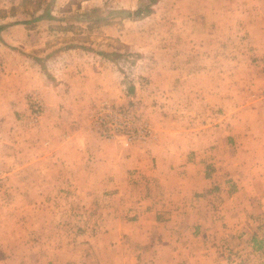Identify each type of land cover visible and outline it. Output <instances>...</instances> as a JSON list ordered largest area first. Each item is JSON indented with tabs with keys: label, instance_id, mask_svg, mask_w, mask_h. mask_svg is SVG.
<instances>
[{
	"label": "crops",
	"instance_id": "obj_1",
	"mask_svg": "<svg viewBox=\"0 0 264 264\" xmlns=\"http://www.w3.org/2000/svg\"><path fill=\"white\" fill-rule=\"evenodd\" d=\"M203 4L183 10L185 24L182 20L170 32L178 33L181 62L206 67L192 74L171 68L159 74L155 95L164 96L165 104L147 110L154 118V137L118 154L125 156V166L79 172L99 177L94 190L106 194L100 201L104 228L95 260L79 255V264H264V105L253 93L264 88V54L254 44L257 61L236 38L263 33L264 24L257 19L252 25L257 16L252 10L221 11ZM221 13L228 18L227 29L213 22ZM42 21L7 24L0 31V128L8 123L11 134L19 119L26 120V95L35 89L54 114L51 127L47 120L42 133L47 132L39 136L56 145L52 153L59 155L66 146L64 151L73 148L84 157L94 148L99 163L107 162L118 147L90 132L86 121L77 126L74 119L102 98L119 97L108 92L115 82L109 84L107 77L115 71L101 56L86 63L76 51L45 61ZM209 50L211 57L204 58ZM177 109L186 112L185 121L173 120ZM25 122L24 144L30 145ZM76 174L70 168L66 173Z\"/></svg>",
	"mask_w": 264,
	"mask_h": 264
},
{
	"label": "rangeland",
	"instance_id": "obj_2",
	"mask_svg": "<svg viewBox=\"0 0 264 264\" xmlns=\"http://www.w3.org/2000/svg\"><path fill=\"white\" fill-rule=\"evenodd\" d=\"M201 1H204L206 9L255 11L253 14L257 16L252 17V25L257 26V19L264 24V0H0V26L36 22L38 16L50 13V17L38 23L40 31L47 32L43 36L46 42L43 59L46 61L63 51L80 52L86 63H92L97 55L101 56L115 71L113 76L107 77L108 82H115V88L109 86L108 92L113 90L119 96L114 97L113 94L102 98L98 104L88 107L84 116L79 113L74 119L77 126L86 121L90 132L118 147V153L107 155V162L99 163L100 156L94 148L84 157L73 148L64 151L66 146L60 149L59 155L52 153L56 145L51 143V139L42 140L39 136L47 132L44 128L42 133L47 120V126L51 127L54 114L35 89L27 92L26 96L29 100L30 93L40 95L45 104L43 114L35 116L29 102L30 115L24 116L26 120L19 119L22 123L13 126L11 134H7L8 123L0 128V264H79L82 260L79 255H92L87 258L90 263L94 262L100 232L104 228L100 201L105 200L106 194L94 190L100 183L99 177L79 172L125 166L123 155L136 143L147 142L154 137V118L147 110L156 106L162 109V104H165L164 96L155 95L160 87L155 85L159 74L167 68L192 74L197 68L206 67L207 63L181 62L178 33L170 32L182 20L185 24L186 18L181 12L194 10ZM227 19L221 13L219 22H213L225 27ZM170 35L177 45L175 48L169 43ZM236 38L238 45L245 44L242 48H251L253 55L254 48H257L254 44L262 47L258 52L264 54V32H253L252 35L249 32L238 33ZM223 47L226 43L220 49ZM202 55L210 58V50ZM254 56L258 61V56ZM43 67L49 74L48 67ZM51 67L54 70L58 68L57 65ZM52 77L51 74L49 79H54ZM178 86L179 83L174 84L175 88ZM263 89L255 88L256 100ZM179 101L180 98H176L174 105ZM104 102L133 113L137 119L136 134L145 138L132 141L126 140L124 135L113 140L104 138L95 124L97 116L93 117ZM171 114L173 120L178 118L180 122V116L182 121L186 120V112L180 113L177 109ZM25 121L29 123V134L33 137L30 145L24 144ZM160 123L163 124L162 119ZM141 127L150 128L152 134L138 132ZM81 129H77L79 135L83 132ZM68 168L75 170L76 176L67 177Z\"/></svg>",
	"mask_w": 264,
	"mask_h": 264
},
{
	"label": "built area",
	"instance_id": "obj_3",
	"mask_svg": "<svg viewBox=\"0 0 264 264\" xmlns=\"http://www.w3.org/2000/svg\"><path fill=\"white\" fill-rule=\"evenodd\" d=\"M257 98L264 104V89L260 91ZM29 102L35 116L38 117L43 114L45 104L38 93H30ZM95 116H97V120ZM93 117H95V124L100 128V131H102L101 133L104 138L113 140L121 135H124L128 141L141 137L145 138L142 134H136L135 129L137 130V119L134 114L120 107L118 108L114 104L108 102L102 103L98 107V112H96ZM138 132L151 133V130L150 128L142 129L141 127V129H138Z\"/></svg>",
	"mask_w": 264,
	"mask_h": 264
},
{
	"label": "trees",
	"instance_id": "obj_4",
	"mask_svg": "<svg viewBox=\"0 0 264 264\" xmlns=\"http://www.w3.org/2000/svg\"><path fill=\"white\" fill-rule=\"evenodd\" d=\"M50 16H51L50 13H47V14H44V15L42 14V15H40V16L37 17V20H38V19L47 18V17H50ZM4 28H5V25H1V26H0V31H1L2 29H4ZM102 53H103V55H105V56L108 55L107 53H104V52H102Z\"/></svg>",
	"mask_w": 264,
	"mask_h": 264
}]
</instances>
